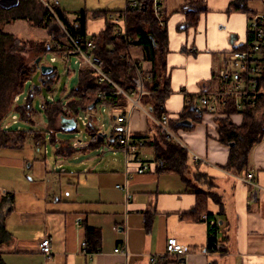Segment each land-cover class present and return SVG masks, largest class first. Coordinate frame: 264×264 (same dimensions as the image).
Returning a JSON list of instances; mask_svg holds the SVG:
<instances>
[{
    "label": "crops",
    "instance_id": "0c3cea01",
    "mask_svg": "<svg viewBox=\"0 0 264 264\" xmlns=\"http://www.w3.org/2000/svg\"><path fill=\"white\" fill-rule=\"evenodd\" d=\"M189 1H163L168 53L162 71H166L164 76L172 91L164 111L170 121L179 120L187 107L182 91L194 97L203 89L221 87L219 75L227 67L228 54L245 48L251 17L264 13V0H194L204 3L207 12L196 27H190L182 11ZM232 4L246 5L247 10L231 11ZM125 7L126 0H60L59 6L73 25L80 13H87L89 38L104 32L109 16L121 14ZM69 50L55 55L69 59L75 55L72 48ZM127 54L144 72L152 71L141 49L131 48ZM83 65L84 60L81 68ZM108 110L112 125L109 135L100 133L98 122L91 120L86 122L87 141L71 143L55 134L49 136L55 149L51 159L47 151L45 156L41 150L39 156L30 152L33 144L23 157L15 155L17 149L0 152V180H8L0 185V206L3 198L13 196L12 200L4 199L2 206L10 235L0 247L5 264H118L125 262L115 253L121 246H127L130 253L128 264H264V138L250 151L245 167L229 169L231 146L220 142L218 132V120L228 117L227 111L213 116L198 108L201 123L193 130L176 129L180 139L173 135L187 152L184 158L179 156L182 174L161 171L154 150L144 148L142 153L151 169L140 175L137 165H128L122 152L106 150L108 145L118 147L113 128L116 118L124 113L123 108ZM77 116L66 109V115L58 120L59 131L77 132ZM229 116L235 126L242 125L243 115ZM70 119L77 122L73 131L64 124ZM129 121L133 136L147 133L158 138L154 122L143 110L134 109ZM94 133L101 135L105 144L75 147L77 142L90 143ZM79 153L83 155L80 158ZM194 155L207 163L196 161ZM248 174L262 187L256 201L251 198L255 189L239 179ZM199 198L205 199L204 208L197 209ZM204 216L218 223L220 252H210ZM87 229L101 232L98 253L82 251ZM44 237L51 240L50 258L40 250ZM170 238L189 249L187 257L165 256L152 263V256L166 253Z\"/></svg>",
    "mask_w": 264,
    "mask_h": 264
},
{
    "label": "trees",
    "instance_id": "16d2710c",
    "mask_svg": "<svg viewBox=\"0 0 264 264\" xmlns=\"http://www.w3.org/2000/svg\"><path fill=\"white\" fill-rule=\"evenodd\" d=\"M137 2L139 4L138 9L127 15V37L132 41L131 44L124 37L114 35L115 26L110 22L104 32L89 38L86 12L80 13L76 24L73 25L59 7L55 8L66 33L57 21L49 15L48 10L40 0H20L19 6L11 10L0 7V152L6 149H22L28 140H32L35 147L40 148L46 145L48 136L45 132L38 130L6 131L8 127L5 125V120L13 109L21 114L23 120L27 121L38 115L32 106V99L37 94L36 88L30 90V96L24 106H15V98L22 93L25 85L38 71L36 64L38 58L43 59L46 53H69V48H73V46L68 35L73 40L78 41L88 56L100 59L102 72L128 95H132L136 90L133 85L136 71L128 64L127 53L131 48L141 49L144 53L143 60L152 65V71L144 72L142 70L145 88L149 94L142 96L140 103L145 108L150 107L153 116L158 119L166 115L162 107L172 93L169 80L164 76L166 71H162L163 68H166V55L168 53L166 16H164V12L160 16L155 15V0H137ZM159 6H163V3H159ZM232 10L246 11L247 7L246 5L240 7L232 4ZM182 11L187 15L188 25L196 27L200 16L207 12V7L204 3L190 0ZM96 15L102 16V13ZM17 22H25L34 29L45 31L48 34V40H23L6 31L7 27ZM248 34L249 43L253 37L250 31ZM89 43H92V47H88ZM243 49L244 47L237 48V50ZM261 54L263 55V59H261L263 74L260 87L264 88V50ZM31 56L34 57L33 61L29 60ZM226 64L228 67V61ZM57 77L58 72L54 69L52 75L41 76V79L42 82H45L44 85L50 88ZM101 79L103 77L97 71L84 63L79 72L78 87L71 94L70 102L66 106H63L61 102L49 103L47 101L43 104L42 110L48 120V128L56 132L59 131L57 120L66 115V109H72L75 113H79L80 110L90 111L89 107L97 100H99L97 106L101 104L107 108L130 107V101L125 95L119 93L116 86L105 80L100 81ZM226 110L228 117L218 120L219 140L223 144H234L231 147L227 168L241 169L247 165L248 155L252 148L261 143L264 138V99H260L254 108L244 114L235 112L231 105ZM231 114L243 115L241 126L233 124L229 116ZM200 119L201 115L198 114L197 108L185 107L179 120L170 121V126L174 130H193L196 124L201 121ZM184 120L192 121L193 126L189 129L179 128L177 123ZM152 124L160 138H155L146 133L133 136V140L136 142L143 141L145 148L154 150L161 171H173L182 174L183 167L179 156L184 158L187 152L159 126L155 123ZM6 198L12 200L13 196L7 195L3 198L0 206V247L10 238L6 231L5 217L2 211ZM204 200V198L197 200V209L204 208ZM216 233L217 228L208 233L210 250L212 243L216 240ZM211 235H214L213 238ZM85 240L90 254L99 252L101 241L99 230L87 229ZM0 264H5L1 251Z\"/></svg>",
    "mask_w": 264,
    "mask_h": 264
},
{
    "label": "built area",
    "instance_id": "2783aa9c",
    "mask_svg": "<svg viewBox=\"0 0 264 264\" xmlns=\"http://www.w3.org/2000/svg\"><path fill=\"white\" fill-rule=\"evenodd\" d=\"M45 8L48 10L49 15L53 17L57 23L63 28L60 22L55 8L60 6V0H40ZM159 3H163V0H155L154 10L155 15L160 16L163 12V6H159ZM139 7L137 0H126L125 11L121 14H112L109 16V21L115 26L114 35L116 37H124L129 44L132 43L127 37V15L128 13L135 12ZM65 31V29L63 28ZM249 31L252 33V41L247 43L243 50H232L227 57L228 67H226L219 75L221 87L217 90L203 89L198 93L197 96L188 95L187 91H182L187 96V107L189 108H200L203 112L218 116L222 110L227 111L229 105L232 106L235 112L244 114L250 109L257 105L260 99H264V88H261V79L263 74V68L261 65V52L264 50V13L257 14L251 17L249 21ZM66 32V31H65ZM67 33V32H66ZM68 35V34H67ZM73 46V53L80 56L84 63H87L95 71H97L103 79L100 81H107L116 86L113 81L101 70L102 62L96 57L88 56L78 41L73 40L69 35ZM88 47H92V43L88 44ZM128 54V64L131 65L135 71L136 76L133 79V85L135 92L132 95L124 93L120 88L119 93L125 95L130 101V107H124V113L116 118V124L113 128V133L118 136L117 148L112 146H106L108 152L118 150L126 156V162L129 165L134 163L137 165V173L142 175L147 173L151 169V165L146 161V156L142 153L144 150L143 141H134L133 135L130 128V117L132 111L139 108L145 112V114L157 125L163 132L169 137H174L169 130V116L163 115L160 119L153 116L152 111L144 109L141 106L140 99L142 96L149 94L145 88V81L142 76V69L140 63L133 61ZM196 97V98H195ZM19 96L17 97L18 100ZM164 110V106L162 107ZM83 124L87 126L86 121L83 120ZM7 127V126H6ZM94 143L105 144V139L99 134H92L90 143L77 142L75 147L78 149L87 148ZM196 161H207L203 160L197 155H194ZM242 182L252 186L255 190L251 194V198L256 201L257 193L262 187L255 182L254 176L248 174L244 178H239ZM120 187V186H118ZM204 221L208 224V231L213 232L217 227V221L208 219L207 216L203 217ZM214 235H211L213 238ZM215 241L212 243L210 252H220V245L217 239V233ZM40 250L47 257L52 256L51 253V240L48 237H44L40 242ZM82 251L85 254L91 255L88 252V244L83 242ZM115 253L120 254L124 257V263L128 264L130 253L127 246H121L115 249ZM189 254V249L181 245L176 238H170L167 241L166 253L163 255L152 256L150 261L155 263L158 259H164L165 256H174L184 259Z\"/></svg>",
    "mask_w": 264,
    "mask_h": 264
},
{
    "label": "rangeland",
    "instance_id": "374dc122",
    "mask_svg": "<svg viewBox=\"0 0 264 264\" xmlns=\"http://www.w3.org/2000/svg\"><path fill=\"white\" fill-rule=\"evenodd\" d=\"M6 31L13 33L14 35L23 40H48V34L45 31L41 29H34L24 22H17L13 24L12 26L7 27ZM29 60L33 61L34 57H29ZM82 61L83 60L78 55H71L69 59L61 58L53 53H46L43 56L41 64L50 66L53 69H56V71L58 72V77L55 79V82L50 85V88L48 86L43 85L41 73L40 71H37L33 78L25 85L22 93L19 95L18 100L17 97L15 98V106H24L30 96V90L36 88L37 94L32 99V106L34 110L38 113V115L36 117H31L30 121H27L23 120L21 114L13 109L6 118L5 125L8 127L6 131L38 130L45 132L48 136V140L46 145H43L39 149H36L34 147L31 151L27 149L31 148L33 143L31 140H28L26 149L16 150L15 155H22L21 157H23L27 151H30L34 152L35 155L39 156L40 153L38 154V150H41L40 152L44 156L45 152L47 151L46 156L48 157V159L53 158L55 155V149L49 141V136H52L54 134L56 138L66 142L72 143L76 140L87 141V131L86 126L83 124V120L86 122H89L91 120L98 122V127L100 133L102 134L109 135L111 133L112 125L110 120V112L106 106H103L101 104H99L92 111H79L77 116V121L79 125L77 132H56L55 130H50L48 128V120L42 110L43 104L47 101L49 103L61 102L63 106H66L70 102L71 94L74 90L77 89L79 84V72L81 70ZM200 123L201 121L198 124ZM169 130L174 136L180 139L177 131H175L171 126H169ZM158 138H160L159 135ZM161 142L163 141L161 140ZM232 144L233 143H231L230 146ZM103 147L104 146L101 145V149H105V147ZM78 155L79 158L83 156L82 153H79ZM71 163L73 164L74 161L71 160ZM71 163H66V166H72L70 165ZM7 181L8 180H5V178L2 177V179L0 180V185L3 186L4 184H7Z\"/></svg>",
    "mask_w": 264,
    "mask_h": 264
},
{
    "label": "water",
    "instance_id": "95a60500",
    "mask_svg": "<svg viewBox=\"0 0 264 264\" xmlns=\"http://www.w3.org/2000/svg\"><path fill=\"white\" fill-rule=\"evenodd\" d=\"M20 4V0H0V7L5 9V10H11L14 8H17ZM41 58H38L36 61V64L38 66V71H40L41 76H49L52 75L54 69L50 66L47 65H43L41 64ZM43 85L45 82H42ZM99 103V100H97L93 105H91L89 107V110L92 111L97 107V104ZM64 124H66V128H68L69 130L73 131L77 128V122L75 119H70L65 121L64 120ZM177 126L179 128H185V129H189L193 126V122L190 120H184V121H180L177 123ZM234 144H232L231 146H233Z\"/></svg>",
    "mask_w": 264,
    "mask_h": 264
}]
</instances>
